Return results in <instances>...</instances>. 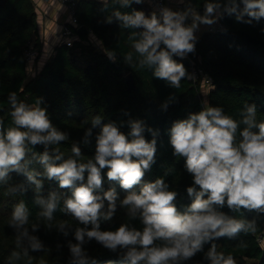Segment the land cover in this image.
<instances>
[{"label":"clouds","instance_id":"obj_1","mask_svg":"<svg viewBox=\"0 0 264 264\" xmlns=\"http://www.w3.org/2000/svg\"><path fill=\"white\" fill-rule=\"evenodd\" d=\"M144 2L101 0L105 11L112 6L104 23L116 22L120 28L131 30L127 41L132 51L123 54L125 64L150 70L154 78L174 89L181 87L182 80L193 77L173 57L184 59L196 51V33L201 25L217 24L225 15L248 25L264 19V0H204L202 14L192 0H178L185 5L182 9L160 6L149 15L136 9L120 10ZM104 51L111 61L117 60L116 49ZM173 99L169 97L162 109L166 111ZM7 102L11 123L5 127L0 119V186L6 188L7 196L25 194V184L11 183V174L25 177L33 186V204L39 209L36 220L47 223L30 224L27 203L24 199L16 202L7 219V227L14 231L15 246L4 264H32L30 252L51 251L34 234L42 225L65 238L70 234L74 237V242L67 240V264H97L86 247L93 241L117 253L122 264H186L204 251L205 244H210L204 253L208 264H237L231 253L217 251L214 241L235 239L241 233L254 235L261 230L264 120L257 119L255 104L245 101L235 118L223 107L204 100L200 111L172 123L168 130L172 155L184 159V169L192 178L191 186L186 188L191 203L181 211L175 203L177 191L165 180L173 168L164 169L163 176L154 181L144 182L146 172L156 162L159 132L143 120H129L130 131L125 134L117 122L102 123V116H93L81 142L91 144L93 129L100 127L95 135L94 156L81 163L80 142L72 143L68 156L58 147L70 139V134L53 124L42 98L27 103L13 91ZM145 132L151 134V140L145 138ZM37 145L43 146L42 152L34 151ZM33 164L40 165L42 171L32 168ZM105 169L108 182H118L127 193L122 199L115 187L104 189ZM45 180L58 182L59 188L70 190L71 195L55 190L44 195ZM137 185L138 191L134 190ZM225 206L233 213L247 210L256 216H230L221 211ZM118 208L125 210L127 222L115 230H102L101 221H111ZM57 210L81 226L73 227L66 220L53 225ZM133 221H139L141 227ZM237 246L247 247L243 241ZM39 264L47 262L41 257Z\"/></svg>","mask_w":264,"mask_h":264},{"label":"trees","instance_id":"obj_2","mask_svg":"<svg viewBox=\"0 0 264 264\" xmlns=\"http://www.w3.org/2000/svg\"><path fill=\"white\" fill-rule=\"evenodd\" d=\"M192 2L203 13L204 0ZM133 9L141 10L146 15L151 13L143 3H134L129 8L120 10L131 12ZM111 11V5L105 11L104 5L99 1L79 0V24L85 26L90 33L82 34L76 29L77 40L73 45L59 44L52 57L37 71L35 63L40 56V44L35 39L37 26L32 0H0V119L4 121L5 127L11 123L10 106L7 102L10 92L15 91L18 98L27 103H34L36 98H42V106L47 108L53 124L70 134V139L58 147L68 156L71 155L72 143L80 142L83 154L79 158L81 163H86L94 156L95 135L99 133L100 127L93 129L91 144L86 146L81 142L84 129L91 127L93 116H102V123L117 122L125 134L130 131L127 123L129 120H143L147 126L159 132L156 162L151 171L146 172L144 182L154 181L163 176L164 169L173 168L174 171L165 177V180L172 190L177 191L175 203L183 211L184 207L191 203L186 188L191 186L192 178L184 169V159L172 155L168 130L174 121L185 119L189 113L202 109V87L200 82L194 83L191 79H186L181 81L179 89H174L165 81L154 78L150 70H140L125 64L123 54L132 51L127 41L131 30L120 28L116 22L104 23ZM220 21L223 30L218 33H202L198 36L196 51L188 55L192 60L199 57L202 67L213 79V89L206 100L212 106L223 107L226 114L235 118H238L240 109L247 101L256 105L257 119L264 120V19L248 25L237 23L234 16L225 15ZM94 41L98 42L100 49L95 48ZM29 42H33L37 50L32 76L24 58ZM105 49H116L118 57L115 62L105 55ZM173 58L183 63V59ZM185 67L190 73L189 65ZM128 75H131L134 81L132 89L127 88ZM169 97L175 99L169 102L165 111L161 105L168 101ZM85 120L87 124L84 123ZM145 138L151 140V134L145 132ZM34 151L42 152L43 146L37 145ZM31 167L42 171L38 164ZM106 171L107 169L103 170L104 189L115 187L122 199L127 193L118 182H108ZM11 177V183H23L28 190L25 194L7 196L6 188L0 186V264H4L15 246L14 231L7 227V219L16 202L24 199L27 203L31 212L30 224L47 223L36 220L39 209L33 204V186L29 185L22 175L12 173ZM139 187L140 185H137L134 190L138 191ZM51 190L71 195L70 190L60 189L58 182L45 180L44 195ZM221 211L230 216L236 215L237 218H242L243 215L244 218L252 219L256 216L255 212L247 210H242V214L233 213L226 206ZM62 220L68 221L73 227L81 226L72 217L57 210L53 225ZM123 222H127L125 210L118 208L111 221H101V229L115 230ZM259 222L261 230L254 235L241 233L235 239L220 238L214 241L217 251L231 253L237 264H264V244L257 241L258 237L264 238V215L260 217ZM132 223L138 228L141 227L139 221ZM34 234L51 251L30 252L34 257L32 264H39L41 257L47 264H67V240L74 242L71 234L65 238L55 229L48 231L43 225ZM240 241L247 247H238ZM58 244L61 245L59 249ZM86 247L97 264H122L117 253L109 252L95 241ZM209 247L210 244H205L204 251L197 253L186 264H208L204 253Z\"/></svg>","mask_w":264,"mask_h":264},{"label":"built area","instance_id":"obj_3","mask_svg":"<svg viewBox=\"0 0 264 264\" xmlns=\"http://www.w3.org/2000/svg\"><path fill=\"white\" fill-rule=\"evenodd\" d=\"M56 1L66 7L67 18H68V22L62 27L60 32V44H65L66 46H72L75 40H77V33H75V30L81 27L77 16V8H78L79 0H56ZM143 5L150 12L156 10L160 6L170 7L168 0H145ZM176 7L178 9H182L183 7H185V5L178 3ZM222 30H223V24L221 21H219L217 24H214L212 26H206L207 32L218 33L221 32ZM36 57H37V50L35 49L34 43L29 42L28 47L24 52V58L25 61L27 62L30 73L34 72L33 65L35 63ZM183 60L188 61L189 71L193 77L191 80L194 83L200 82V85L202 87L201 93L203 95V99L206 100L209 92L213 89L212 77L202 67L201 59L199 57L196 60H192L189 58V56H187ZM257 241L260 244H264V238L262 237H258Z\"/></svg>","mask_w":264,"mask_h":264},{"label":"crops","instance_id":"obj_4","mask_svg":"<svg viewBox=\"0 0 264 264\" xmlns=\"http://www.w3.org/2000/svg\"><path fill=\"white\" fill-rule=\"evenodd\" d=\"M101 2V0H95ZM35 14L37 39L40 44V56L35 63V68L39 71L53 55L54 49L60 44V32L62 27L68 22L66 7L56 0H32ZM169 6L177 10L178 0H168ZM206 31V26L201 25L197 31V37ZM90 33V32H89ZM94 45L99 47L98 42Z\"/></svg>","mask_w":264,"mask_h":264},{"label":"water","instance_id":"obj_5","mask_svg":"<svg viewBox=\"0 0 264 264\" xmlns=\"http://www.w3.org/2000/svg\"><path fill=\"white\" fill-rule=\"evenodd\" d=\"M78 32L79 33H82V34H87L88 33V29L85 27V26H81L79 29H78ZM183 63L184 65L188 66L189 63L187 60H183ZM126 81H127V88L128 89H132L134 87V81H133V78L131 75H128L126 77Z\"/></svg>","mask_w":264,"mask_h":264},{"label":"rangeland","instance_id":"obj_6","mask_svg":"<svg viewBox=\"0 0 264 264\" xmlns=\"http://www.w3.org/2000/svg\"><path fill=\"white\" fill-rule=\"evenodd\" d=\"M88 33H89V30H88ZM98 46L97 45H95V48H97ZM97 49H100L99 47L97 48ZM34 74V72H31L30 73V76H32Z\"/></svg>","mask_w":264,"mask_h":264}]
</instances>
